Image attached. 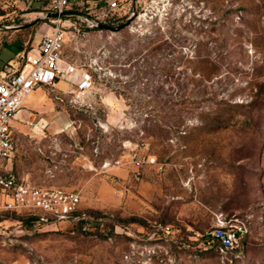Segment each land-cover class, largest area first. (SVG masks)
I'll return each instance as SVG.
<instances>
[{
  "label": "rangeland",
  "instance_id": "374dc122",
  "mask_svg": "<svg viewBox=\"0 0 264 264\" xmlns=\"http://www.w3.org/2000/svg\"><path fill=\"white\" fill-rule=\"evenodd\" d=\"M117 2L118 24L134 19L116 33L62 17L63 59L93 66V87L73 103L72 84L43 86L8 165L78 192L88 218L1 210L0 264H264V0ZM43 12L0 0V45L35 46ZM218 216L246 229L226 252Z\"/></svg>",
  "mask_w": 264,
  "mask_h": 264
},
{
  "label": "built area",
  "instance_id": "2783aa9c",
  "mask_svg": "<svg viewBox=\"0 0 264 264\" xmlns=\"http://www.w3.org/2000/svg\"><path fill=\"white\" fill-rule=\"evenodd\" d=\"M33 1L38 2L44 9L40 16L43 19L48 18L52 24L50 31L43 33L35 46L21 51L17 67L8 64L0 68V211L33 215L44 224L84 222L88 215L81 208L78 192L57 186L33 184L7 169L5 165L11 162L15 149L12 123L20 118L26 97L36 87L45 85L54 90L57 80L67 79L73 85L74 94L76 93L71 98L73 103H79L77 97L93 87L90 70L95 69L93 66L79 65L72 60L63 59L66 31L61 23L62 17L73 16L92 29H96L99 23L116 26L120 19L112 11L118 8V2L94 0L97 4L103 3L102 8L111 12L109 17L99 18L83 11L88 8L84 7V0ZM50 13H57V16L47 17ZM70 33L75 37L74 31ZM245 232L244 225L235 218L226 222L225 218L218 216L210 231V237L221 252H226L238 246Z\"/></svg>",
  "mask_w": 264,
  "mask_h": 264
},
{
  "label": "crops",
  "instance_id": "0c3cea01",
  "mask_svg": "<svg viewBox=\"0 0 264 264\" xmlns=\"http://www.w3.org/2000/svg\"><path fill=\"white\" fill-rule=\"evenodd\" d=\"M9 46H11V48H13L12 50V53H13V55H11V50H8L7 51V47H9ZM20 53H21V51L19 50V43L15 40V41H13L12 43H10V44H6V43H2L1 45H0V68H2L3 66H5V65H12L13 67H17V65H18V60H19V55H20ZM43 86H45V85H40V86H38V87H36L32 92H31V94L25 99V101H24V104H23V109H22V111H21V113H20V118L19 119H17V120H15V121H13V123H12V125H13V129L15 128V127H17V125L20 123V122H22L23 121V117H25V112H26V109L28 108V107H32V106H34V105H36V104H38L39 102H41V100L43 99V97L41 98V99H39V97H38V95L40 94V93H43L42 92V87ZM69 86H70V83L68 84V85H66L63 89H61V90H58L57 88H55L54 90H57V91H63V92H65V88H69ZM45 87H47V86H45ZM36 92H39L38 94H36ZM38 123V122H37ZM8 165H11L10 163H8L7 165H6V168L7 169H11L12 170V168H11V166H8ZM13 171V170H12ZM14 172V171H13ZM16 173V172H15ZM17 174V173H16ZM18 175V174H17ZM19 177H21L20 175H18ZM21 178H23V177H21ZM24 180H26V181H28L27 179H25V178H23ZM28 182H30V181H28ZM32 183V182H31ZM33 184H35V183H33ZM38 185H40V184H38ZM44 186H49V185H44Z\"/></svg>",
  "mask_w": 264,
  "mask_h": 264
},
{
  "label": "water",
  "instance_id": "95a60500",
  "mask_svg": "<svg viewBox=\"0 0 264 264\" xmlns=\"http://www.w3.org/2000/svg\"><path fill=\"white\" fill-rule=\"evenodd\" d=\"M57 13H50L47 14V17H56ZM134 16L130 15L124 22L116 25V26H112V25H108V24H104V23H99L97 25L98 29H102V30H107L111 33H116L119 32L120 30H122L123 28L127 27L130 25V23L133 21ZM18 27H23V26H18Z\"/></svg>",
  "mask_w": 264,
  "mask_h": 264
},
{
  "label": "bare ground",
  "instance_id": "6f19581e",
  "mask_svg": "<svg viewBox=\"0 0 264 264\" xmlns=\"http://www.w3.org/2000/svg\"><path fill=\"white\" fill-rule=\"evenodd\" d=\"M30 94H31V93H30ZM30 94H29V95H30ZM29 95H28V96H29ZM28 96H27V97H28ZM27 97H26V98H27Z\"/></svg>",
  "mask_w": 264,
  "mask_h": 264
},
{
  "label": "trees",
  "instance_id": "16d2710c",
  "mask_svg": "<svg viewBox=\"0 0 264 264\" xmlns=\"http://www.w3.org/2000/svg\"><path fill=\"white\" fill-rule=\"evenodd\" d=\"M119 19V18H118ZM215 242V241H214Z\"/></svg>",
  "mask_w": 264,
  "mask_h": 264
}]
</instances>
